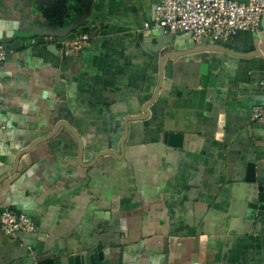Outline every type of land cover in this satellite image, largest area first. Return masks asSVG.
<instances>
[{
  "label": "crops",
  "instance_id": "1",
  "mask_svg": "<svg viewBox=\"0 0 264 264\" xmlns=\"http://www.w3.org/2000/svg\"><path fill=\"white\" fill-rule=\"evenodd\" d=\"M91 1L58 54L25 42L0 65V215L37 225L0 228V264H264V194L247 180L252 165L264 178V124L251 121L264 18L195 42L145 29L162 0ZM12 2L0 0L3 45L22 23ZM85 33L78 59L65 57L61 42Z\"/></svg>",
  "mask_w": 264,
  "mask_h": 264
},
{
  "label": "built area",
  "instance_id": "2",
  "mask_svg": "<svg viewBox=\"0 0 264 264\" xmlns=\"http://www.w3.org/2000/svg\"><path fill=\"white\" fill-rule=\"evenodd\" d=\"M264 18V0H162L157 5L154 19L145 24L147 30H160L166 35L189 33L195 42L211 38L224 43L242 31L257 32ZM91 40L82 34L71 41H62V53L76 61ZM12 50L0 43V65L5 63ZM264 92V78L261 82ZM254 124H264V106L251 113ZM0 228L10 237L19 233H34L36 223L28 216L12 209L0 215Z\"/></svg>",
  "mask_w": 264,
  "mask_h": 264
},
{
  "label": "flooded vegetation",
  "instance_id": "3",
  "mask_svg": "<svg viewBox=\"0 0 264 264\" xmlns=\"http://www.w3.org/2000/svg\"><path fill=\"white\" fill-rule=\"evenodd\" d=\"M14 13L21 19H28L26 12L29 8H42L47 13V19L44 26L34 27L32 24H26L28 29L18 32L22 35L34 34L32 40L38 38H54L58 40L69 33L78 31L85 21L82 9L74 0H13ZM54 4V5H53ZM58 4V7H53ZM33 26V27H32Z\"/></svg>",
  "mask_w": 264,
  "mask_h": 264
},
{
  "label": "water",
  "instance_id": "4",
  "mask_svg": "<svg viewBox=\"0 0 264 264\" xmlns=\"http://www.w3.org/2000/svg\"><path fill=\"white\" fill-rule=\"evenodd\" d=\"M74 2H76V4L79 5V7L83 10L82 14L84 15V17H87L88 12L91 8L92 1L91 0H74ZM56 6L58 7V4H55V6L53 7H56ZM26 16L28 17V19L24 20L23 25L20 28L21 30L28 29L26 25L28 23L34 25V27L44 26L46 24L45 21L49 19L47 18V13H45L42 8H36V7L29 8V10L26 12ZM33 35L34 34L22 35L20 34V32L17 31V33L14 36L15 41H13L11 44L6 45V48L12 51H16V50L21 49V47L23 46V43L31 42L32 44L46 46L48 51H51L55 54L59 53L58 47L56 45V40L54 38H40V39L36 38L35 40L34 39L32 40ZM202 75L204 76L208 75L206 67H203ZM211 83H212V78L205 77L203 79L202 85L204 87H207L208 85L210 86ZM205 93H206L205 89L194 91L193 93L194 101H196L197 99H201V101H203ZM168 137L171 140L173 137L175 138V135H166V138ZM177 145L180 146V143ZM29 158H30L29 156L25 155L20 159L19 164H18L19 173H23L25 170L28 169L29 164H31V162H29ZM251 168H252V171L249 173L247 180L250 182H257L260 185V192L263 195L264 194V178L258 179L256 176L254 165H252ZM70 261L72 260L70 259ZM60 262H61L60 259L52 258V259L42 260L38 264H55V263H60ZM90 262L93 263L91 257L89 256L85 257V264H90ZM97 264H107V263H105L104 260L101 259L100 261L97 262Z\"/></svg>",
  "mask_w": 264,
  "mask_h": 264
}]
</instances>
